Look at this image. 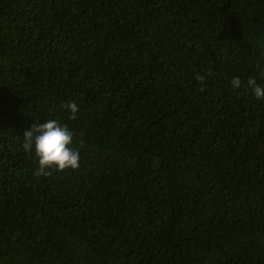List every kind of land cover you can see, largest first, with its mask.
Wrapping results in <instances>:
<instances>
[{
  "label": "trees",
  "instance_id": "1",
  "mask_svg": "<svg viewBox=\"0 0 264 264\" xmlns=\"http://www.w3.org/2000/svg\"><path fill=\"white\" fill-rule=\"evenodd\" d=\"M262 73L264 0H0V264H264Z\"/></svg>",
  "mask_w": 264,
  "mask_h": 264
},
{
  "label": "clouds",
  "instance_id": "2",
  "mask_svg": "<svg viewBox=\"0 0 264 264\" xmlns=\"http://www.w3.org/2000/svg\"><path fill=\"white\" fill-rule=\"evenodd\" d=\"M264 74V73H262ZM197 80L204 82L203 76H197ZM234 89L242 86L239 77H234L231 81ZM247 87L251 88L257 99L264 98V86L257 84L255 78L247 80ZM61 107L68 109L72 115L70 119H77L79 107L76 102L63 104ZM75 133L57 120H47L42 124L33 126L23 134V149L25 152H34L38 160V169L34 173L37 177H47L51 175L50 170L63 172L66 169L76 170L79 168L80 155L72 144Z\"/></svg>",
  "mask_w": 264,
  "mask_h": 264
}]
</instances>
